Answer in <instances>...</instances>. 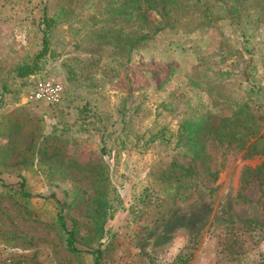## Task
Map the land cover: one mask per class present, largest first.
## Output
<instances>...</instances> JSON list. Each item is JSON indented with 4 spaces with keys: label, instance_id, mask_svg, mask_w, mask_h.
I'll return each instance as SVG.
<instances>
[{
    "label": "rangeland",
    "instance_id": "obj_1",
    "mask_svg": "<svg viewBox=\"0 0 264 264\" xmlns=\"http://www.w3.org/2000/svg\"><path fill=\"white\" fill-rule=\"evenodd\" d=\"M115 1L0 0V255L93 264L99 249L100 264H264V183L244 177L264 157L211 137L190 162L177 144L183 121L226 114L230 100L248 105L264 138V0L230 3L212 23L189 7L138 43L145 24L110 11ZM44 39L37 73L17 77ZM42 78L63 84L58 106L23 103ZM171 163L191 176L168 180Z\"/></svg>",
    "mask_w": 264,
    "mask_h": 264
},
{
    "label": "trees",
    "instance_id": "obj_2",
    "mask_svg": "<svg viewBox=\"0 0 264 264\" xmlns=\"http://www.w3.org/2000/svg\"><path fill=\"white\" fill-rule=\"evenodd\" d=\"M121 0V2H109L110 11L116 13H124L130 18L143 22L145 25H137L139 36L134 37L135 43L145 41L149 37L158 32L173 27L174 22L182 18L183 14L189 7H197L198 12H194V16L202 18L204 23H212L216 19H221L229 12V4L236 3L238 8L244 6L245 0ZM235 8L234 11H238ZM264 9V7H263ZM152 16V17H151ZM190 19V17H187ZM42 52L39 53L31 63L17 66L14 71L19 78H25L34 75L38 71L39 60L46 54L48 42L43 40ZM27 79V78H26ZM229 101V100H228ZM235 102L234 108L228 113L222 115H211L209 112L183 121L181 123L180 138L177 144H180L185 152L191 154L190 162L202 158L204 142L213 137L224 150V145L232 146L239 150H245L247 157L262 156L264 157V138L259 135V122L246 103L230 100V104ZM225 151V150H224ZM189 162V163H190ZM255 173L261 183H264V162L254 168L246 169L244 177ZM192 174V170L187 166H179L171 163L164 175L168 180L188 179ZM179 176V177H177ZM168 188L166 187L164 191ZM22 197L28 198V194L21 193ZM183 194H178L179 199L186 201L188 197L181 198ZM58 221L61 228L66 233V246L69 251L79 253L75 246V238L73 230H67L61 213H58ZM99 249L93 252L94 263L100 264Z\"/></svg>",
    "mask_w": 264,
    "mask_h": 264
},
{
    "label": "built area",
    "instance_id": "obj_3",
    "mask_svg": "<svg viewBox=\"0 0 264 264\" xmlns=\"http://www.w3.org/2000/svg\"><path fill=\"white\" fill-rule=\"evenodd\" d=\"M64 86L53 78L32 79L23 96V103L31 105L58 106L64 97ZM3 252L0 249V253ZM0 264H18L13 258L0 255Z\"/></svg>",
    "mask_w": 264,
    "mask_h": 264
}]
</instances>
